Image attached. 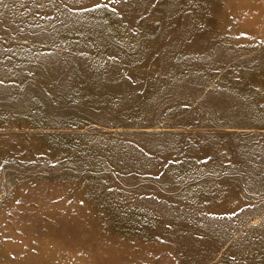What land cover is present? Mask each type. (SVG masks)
<instances>
[{
  "label": "rangeland",
  "instance_id": "374dc122",
  "mask_svg": "<svg viewBox=\"0 0 264 264\" xmlns=\"http://www.w3.org/2000/svg\"><path fill=\"white\" fill-rule=\"evenodd\" d=\"M0 264H264V0H0Z\"/></svg>",
  "mask_w": 264,
  "mask_h": 264
}]
</instances>
